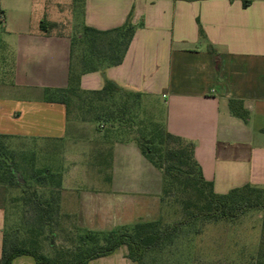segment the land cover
I'll return each instance as SVG.
<instances>
[{"label":"crops","instance_id":"crops-1","mask_svg":"<svg viewBox=\"0 0 264 264\" xmlns=\"http://www.w3.org/2000/svg\"><path fill=\"white\" fill-rule=\"evenodd\" d=\"M64 1L0 0V136L9 141L55 148L68 139L65 106L44 99L45 89L68 84L71 38L54 31ZM68 3L79 9L81 27L109 31L129 16L135 26L122 63L82 75L81 90L99 91L109 80L126 92L141 94L142 107L146 99L160 105L164 117L159 124L193 144L194 159L215 194L246 185L264 189V0ZM34 8L40 13L31 20ZM230 100L243 103L246 121L230 113ZM83 129L75 127L74 133L85 136L71 138H85L98 154L104 144L94 142ZM99 167L92 165L94 179L83 191L73 186L76 174L66 181L62 176L55 219L66 216L94 233L160 219L161 172L134 141L111 140L109 163ZM3 199L0 204L9 208L4 212L1 207L6 222L30 217L19 211L20 195L6 196L5 203ZM126 254L121 246L87 264H136ZM12 264L35 261L21 256Z\"/></svg>","mask_w":264,"mask_h":264},{"label":"trees","instance_id":"trees-1","mask_svg":"<svg viewBox=\"0 0 264 264\" xmlns=\"http://www.w3.org/2000/svg\"><path fill=\"white\" fill-rule=\"evenodd\" d=\"M82 29V33L70 41L67 86L62 89H45V101L63 104L69 118L70 101L76 99L82 105L81 109H95L93 121L103 122L110 129L127 130L126 136L137 144L142 156L162 173V203L172 197L176 185L191 189L190 198L182 207L185 216L167 226L157 220L139 222L129 228L107 233L86 231L85 236L79 238L80 243L71 251H59L55 257L46 256L39 251L37 238L52 234L58 221L54 218L59 212L55 200L61 183L52 184L53 175L46 169L31 172L29 180L35 187L31 188L29 181L24 179V184H20L15 166L6 160V142L10 137L0 136V188L3 201L7 202L5 197L11 189H20V199L17 201L20 203L19 211L30 215L22 217L19 222L24 236L22 240H18L19 230L13 233L6 230L3 232L0 264H12L14 259L21 256L32 257L35 264H87L112 254L121 246L127 248L126 257L130 261L145 264L148 255L172 246L180 232L197 222H231L250 211L263 213L264 230V189L246 185L223 195L215 194L212 183L204 179L201 168L194 159L192 143L171 135L156 122L151 124L150 129L144 126L139 136H132L130 123L134 119V107L141 104V94L126 92L109 80H104L103 88L99 91L80 89L82 75L103 72L122 63L135 32L131 17L122 26L109 31L89 27ZM198 32L200 37H204L201 28ZM75 48L81 50L76 66L73 63ZM229 110L233 116L243 121L249 117L239 100H230ZM1 207L4 212L9 210L8 204H0ZM87 243H91L92 247H86Z\"/></svg>","mask_w":264,"mask_h":264},{"label":"rangeland","instance_id":"rangeland-1","mask_svg":"<svg viewBox=\"0 0 264 264\" xmlns=\"http://www.w3.org/2000/svg\"><path fill=\"white\" fill-rule=\"evenodd\" d=\"M68 2L69 0H65L62 8L57 12L60 22L54 31L62 32L75 40L83 31L80 26V12L78 8L70 6ZM73 4L75 5V0ZM39 13L37 8L31 10L29 13L31 20L35 19ZM80 51V48H75L73 59L75 66L78 62L77 57L81 54ZM70 103L68 139L55 148L45 146L47 144L42 147L43 143L36 141L25 143L26 146L17 141L6 142V160L15 166L18 172L16 177L20 184H24V180H26L31 184V188L35 187L29 180L31 172L47 169L53 175L51 183L54 185L59 182L62 184V176L66 181L65 178L76 174L73 186L77 191H83L94 179L92 165L101 166L99 168L107 167L110 141L129 139L126 136L127 130L110 129L103 122L93 121L96 114L95 109L90 108L89 110L87 107L81 109L82 105L76 99H71ZM132 116L134 119L130 123V133L132 136H139L144 126L150 129L152 123L162 122L164 109L146 99L144 107L141 104L134 107ZM75 127L86 128L83 129L87 133L86 136H92L94 142L98 140L100 144H104V147L98 150V154L96 149L90 150V144L85 138H71V136H85L83 134L76 135ZM101 175L104 176V172ZM162 181L161 173V185ZM190 194V188L176 185L172 197L167 198L165 203L161 202L159 220L163 226L177 222L185 216L182 207L183 203L189 200ZM8 195L19 196L20 189L11 191V193L7 192L6 196ZM1 197L0 191V199ZM2 213L0 208V234L5 230L8 233H13L12 231L19 222H6ZM262 219L261 211H250L231 222L199 221L180 232L172 246L166 247L161 252L148 255L145 258V264H263L264 230ZM20 228L19 225L17 228L19 241L24 238ZM53 228L52 234L41 235L37 238L39 251L49 257H55L59 251L68 249L71 251L80 243L79 238L86 234V230L80 229L76 221L66 218V216H60V220ZM86 247L91 248V243H87ZM1 249L2 240L0 238V256Z\"/></svg>","mask_w":264,"mask_h":264}]
</instances>
